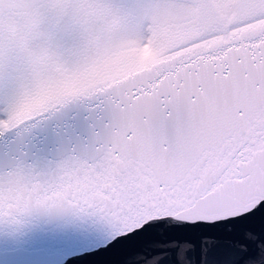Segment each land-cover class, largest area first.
I'll return each mask as SVG.
<instances>
[{
	"label": "snow or ice",
	"instance_id": "obj_1",
	"mask_svg": "<svg viewBox=\"0 0 264 264\" xmlns=\"http://www.w3.org/2000/svg\"><path fill=\"white\" fill-rule=\"evenodd\" d=\"M127 11L78 87L0 68L14 88L0 135L76 101L100 113L80 150L0 170V220L99 221L105 241L76 259L100 264H264V0H131Z\"/></svg>",
	"mask_w": 264,
	"mask_h": 264
},
{
	"label": "water",
	"instance_id": "obj_2",
	"mask_svg": "<svg viewBox=\"0 0 264 264\" xmlns=\"http://www.w3.org/2000/svg\"><path fill=\"white\" fill-rule=\"evenodd\" d=\"M99 115L93 102L76 101L0 135V170L18 160L46 168L64 154L80 150L90 140ZM105 239L99 221L37 210L20 223L0 220V264H100L106 258H76Z\"/></svg>",
	"mask_w": 264,
	"mask_h": 264
},
{
	"label": "clouds",
	"instance_id": "obj_3",
	"mask_svg": "<svg viewBox=\"0 0 264 264\" xmlns=\"http://www.w3.org/2000/svg\"><path fill=\"white\" fill-rule=\"evenodd\" d=\"M131 0H18L0 15V68L20 82L74 80L129 23ZM14 13V23L7 17Z\"/></svg>",
	"mask_w": 264,
	"mask_h": 264
},
{
	"label": "rangeland",
	"instance_id": "obj_4",
	"mask_svg": "<svg viewBox=\"0 0 264 264\" xmlns=\"http://www.w3.org/2000/svg\"><path fill=\"white\" fill-rule=\"evenodd\" d=\"M18 0H9L8 4L11 6H15ZM14 13H12L9 17H7V21L9 23H14ZM5 17L3 15H0V22H4ZM81 83H83L82 80H72L70 81L71 87L75 88L78 87ZM68 84L64 85L63 90H66L68 88ZM14 94V88L11 84H9L6 81H0V118L3 117L7 105L9 104L11 97Z\"/></svg>",
	"mask_w": 264,
	"mask_h": 264
}]
</instances>
